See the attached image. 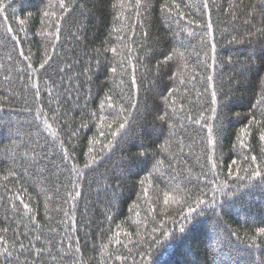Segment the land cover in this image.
Listing matches in <instances>:
<instances>
[{
    "label": "trees",
    "instance_id": "obj_1",
    "mask_svg": "<svg viewBox=\"0 0 264 264\" xmlns=\"http://www.w3.org/2000/svg\"><path fill=\"white\" fill-rule=\"evenodd\" d=\"M262 229L264 0H0V264H264Z\"/></svg>",
    "mask_w": 264,
    "mask_h": 264
},
{
    "label": "snow or ice",
    "instance_id": "obj_2",
    "mask_svg": "<svg viewBox=\"0 0 264 264\" xmlns=\"http://www.w3.org/2000/svg\"><path fill=\"white\" fill-rule=\"evenodd\" d=\"M169 59H171V57H169ZM41 66H43V65H41ZM121 127H123V125H121ZM261 231L264 232V229H262Z\"/></svg>",
    "mask_w": 264,
    "mask_h": 264
}]
</instances>
